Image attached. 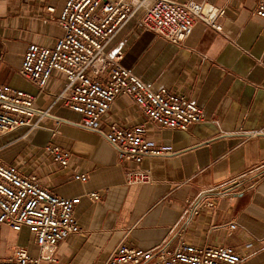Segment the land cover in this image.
I'll return each instance as SVG.
<instances>
[{
	"label": "crops",
	"instance_id": "0c3cea01",
	"mask_svg": "<svg viewBox=\"0 0 264 264\" xmlns=\"http://www.w3.org/2000/svg\"><path fill=\"white\" fill-rule=\"evenodd\" d=\"M196 1L213 11L224 8L221 31L196 22L174 44L143 29L135 15L106 48L109 56L121 52L120 64L145 84L179 92L204 114L186 130L147 123L150 143L173 153L144 156L139 166L150 171L151 182L128 185L124 173L132 165L119 163L113 146L82 126L79 113L53 104L64 78L53 72L39 90L19 74L29 43L49 46L61 35L56 18L65 0H0V83L34 94L35 105L50 112L24 137L25 127L0 133V162L36 174L58 195L81 196L74 208L80 233L57 245L55 262L40 264H101L122 241L152 249L181 240L230 245L240 254L238 264H264L263 20L254 13L257 0ZM143 120L132 101L119 96L100 130L113 121L130 127ZM45 144L70 151L69 166L43 154ZM81 172L88 175L84 182L74 177ZM92 191L98 200L85 195ZM186 198L211 200L215 207L201 206L193 215L186 212ZM230 221L235 229L225 227ZM15 246L39 253L27 227L2 225L0 257H12Z\"/></svg>",
	"mask_w": 264,
	"mask_h": 264
},
{
	"label": "built area",
	"instance_id": "2783aa9c",
	"mask_svg": "<svg viewBox=\"0 0 264 264\" xmlns=\"http://www.w3.org/2000/svg\"><path fill=\"white\" fill-rule=\"evenodd\" d=\"M53 11L52 7L47 8ZM254 13L264 24V0H257ZM140 15L143 29L174 44L191 33L196 22H204L221 31L224 8L216 11L196 0H65L56 21L62 33L51 45L35 42L27 45L19 74L42 90L53 72L64 78L53 95V104L61 102L81 115V124L99 132L113 146L117 161L132 165L124 173L125 183L143 184L152 180L150 171L139 165L144 156H167L169 146H153L146 137V124L186 130L202 121V109L189 98L165 87L153 89L120 64L121 52L109 56L108 44L133 16ZM119 96L128 97L144 120L130 127L109 122L100 130L102 118ZM35 95L0 83V133L25 127L23 137L40 127L50 116L49 109L38 108ZM257 132H252L255 135ZM42 152L62 168L69 166L73 154L56 144H45ZM81 182L86 173H75ZM92 201L96 191L85 194ZM81 196L54 193L34 173L23 172L16 164L0 162V229L7 225L19 231L27 227L39 248L31 256L24 247L15 246L12 257H0V264H40L55 262L57 245L80 233L74 208ZM186 212L199 213L200 207H215L211 200L185 199ZM235 229L236 222L225 224ZM251 244H246L249 247ZM240 254L226 244H199L179 241L170 247L164 241L152 249H143L124 241L118 243L101 264H238Z\"/></svg>",
	"mask_w": 264,
	"mask_h": 264
}]
</instances>
